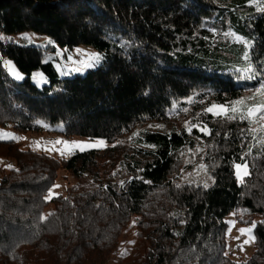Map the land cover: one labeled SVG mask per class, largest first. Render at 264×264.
<instances>
[{
  "label": "trees",
  "instance_id": "1",
  "mask_svg": "<svg viewBox=\"0 0 264 264\" xmlns=\"http://www.w3.org/2000/svg\"><path fill=\"white\" fill-rule=\"evenodd\" d=\"M0 30L102 55L61 77L53 46L0 40L24 74L15 81L0 60V129L40 132L46 121L110 143L64 158L0 139V157L15 163L0 178V264H264V125L206 111L258 86L227 70L248 67L249 44L262 66L264 0H0ZM35 70L48 85L32 82ZM200 164L207 187L192 176ZM62 169L76 183L48 199ZM238 209L256 220L255 250L241 261L227 254L226 217Z\"/></svg>",
  "mask_w": 264,
  "mask_h": 264
},
{
  "label": "rangeland",
  "instance_id": "2",
  "mask_svg": "<svg viewBox=\"0 0 264 264\" xmlns=\"http://www.w3.org/2000/svg\"><path fill=\"white\" fill-rule=\"evenodd\" d=\"M12 40L13 42L20 45H34L39 47H48L53 46V51L49 54L47 59L53 61L55 68L57 69L59 75L61 77L72 76L74 74H85L87 71L97 67L102 60L101 53L95 49L93 46L82 44L79 46H75L71 49L60 47L51 37L40 35L35 33L34 31H25L18 34L7 35L3 31L0 30V40ZM240 41H244L243 38H238ZM252 46V44H251ZM251 46L249 44L248 49L245 53L246 61L248 62V67H236L233 69V66H230L232 70H227L228 73L232 74V76L238 80L243 81H254L259 80V84L256 88L251 91H246L238 100H243V105H235L234 102L229 105L224 104H214L217 106L224 105L230 112L233 107L238 108V112H242L247 114L245 109L247 106H251L254 103L264 99L259 93L258 90L261 89V86L264 85V59L262 61V66L258 67L255 65L252 60L250 49ZM94 54H99L100 59H93ZM0 60L3 63L6 71L14 78L15 81L20 82L24 79V74L21 70L16 66V64L9 58L4 57L0 52ZM32 82L36 84L38 87H43L49 84V80L47 76L41 70H35L32 74ZM255 100L249 99L250 97H254ZM212 105L210 106V108ZM223 110L219 107L213 109L211 113L222 112ZM255 121L256 125H264V121L256 122L255 117L252 118ZM173 124H178V121H174ZM43 129L40 132H21L19 130L14 129L11 125L6 128L0 129V139L2 140H15L19 143L20 147L23 149H33L40 152H45L54 157H64L70 158L77 152H83L93 149H103L110 145V143L104 138H89L85 136L73 135L66 136L64 134V130L62 129V125L51 126L46 121H41ZM172 123H154L150 126L152 130H168L169 127H172ZM62 127V128H61ZM14 137V138H13ZM57 141H61V143H56ZM103 142V145H100L99 142ZM67 142V144L63 143ZM79 143L81 145H97L95 147H86L84 150H81L78 147L74 146V143ZM63 152V155L61 154ZM15 165L14 161L0 157V178L2 173L9 170L11 167ZM242 167L239 169V175L237 177L242 180L245 176L249 174L248 165L240 164ZM243 165H247L245 169ZM236 168V173H237ZM247 173V174H245ZM193 177L199 179L203 184L209 186L212 184L213 179L208 176L203 165H199L196 170L192 173ZM76 183L73 175L66 171L65 169L60 170L59 177L56 180L55 184L51 187L48 193V199L56 196L58 194H66L67 189ZM58 186V187H57ZM52 209V204H50L46 213H48ZM249 214L242 210L238 209L230 213L226 217V221L229 224L228 229V248L227 254L235 261L246 260L249 258L255 250V241L256 234L254 231L256 220L253 222L247 223V218ZM252 216V215H251ZM244 218V219H243ZM251 229L250 232L241 230ZM136 240V230L134 227H129L123 234L121 240V251L124 253L127 250H130L132 245ZM115 258H118L115 257ZM115 258L111 261V264L115 263Z\"/></svg>",
  "mask_w": 264,
  "mask_h": 264
},
{
  "label": "snow or ice",
  "instance_id": "3",
  "mask_svg": "<svg viewBox=\"0 0 264 264\" xmlns=\"http://www.w3.org/2000/svg\"><path fill=\"white\" fill-rule=\"evenodd\" d=\"M92 58L95 59V60H99V59H100V56H99V54H94ZM258 91H259L260 95H261L262 97H264V85H262V86H261V89L258 90ZM249 99L255 100L256 98H255V96H254V97H250ZM234 104H235V105H243V104H244V101H243V100H238V101H235ZM217 107H219V108L222 109L223 111H222V112H216V113H215L216 115H221V114L227 115V113H228L229 110H228L227 108H225L224 105H220V106L212 105V107L206 109V111H208V112H212L213 109H215V108H217ZM238 110H239V109L236 108V107H233V108L231 109L232 112H237ZM245 111H246L247 114H246V115L241 114V119H249V120H251L253 117H255L256 122L264 121V99H262V100H260V101H258V102H256V103H254V104L251 105V106H247L246 109H245ZM228 118H229V119H232V118H234V117L229 115ZM204 130H205V129H203V128L201 129V131H204ZM261 130L264 131V127H262ZM252 131L254 132L255 129H252ZM13 138H14V137H13ZM259 142H260L262 145H264V139H261ZM56 143H61V141H57ZM63 143L67 144V142H63ZM73 143H74V146H75V147H78V148H80L81 150H84V148H86V147H95V146H97V145H81V144L76 143V142H73ZM99 144H100V145H103V142L101 141V142H99ZM61 154L63 155V152H61ZM8 167H11V165H9ZM241 167H242V166H241L240 164H237V165H236V168H237V170H238V171H237V175H239V169H240ZM243 167L246 169V168H247V165H243ZM245 174H247V173H245ZM57 187H58V186H57ZM178 187H179V185H178ZM205 187H207V185H205ZM244 231H248V232H250L251 229H248V230H244V229H242V230H241L242 233H243Z\"/></svg>",
  "mask_w": 264,
  "mask_h": 264
}]
</instances>
